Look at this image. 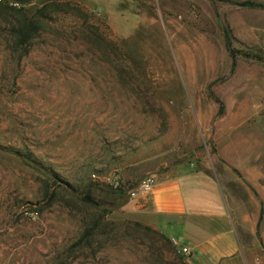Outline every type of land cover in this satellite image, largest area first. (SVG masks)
Wrapping results in <instances>:
<instances>
[{"label": "rangeland", "instance_id": "rangeland-1", "mask_svg": "<svg viewBox=\"0 0 264 264\" xmlns=\"http://www.w3.org/2000/svg\"><path fill=\"white\" fill-rule=\"evenodd\" d=\"M50 1L20 47L13 27ZM252 54L264 0H0V264H195L112 187L179 172L217 181L264 253Z\"/></svg>", "mask_w": 264, "mask_h": 264}, {"label": "crops", "instance_id": "crops-1", "mask_svg": "<svg viewBox=\"0 0 264 264\" xmlns=\"http://www.w3.org/2000/svg\"><path fill=\"white\" fill-rule=\"evenodd\" d=\"M157 179L143 196L155 228L193 251L195 264H264L259 240L241 237L238 222L221 186L203 173H178ZM143 206V205H141ZM254 237L256 231L251 230ZM179 245V243H178Z\"/></svg>", "mask_w": 264, "mask_h": 264}, {"label": "trees", "instance_id": "trees-1", "mask_svg": "<svg viewBox=\"0 0 264 264\" xmlns=\"http://www.w3.org/2000/svg\"><path fill=\"white\" fill-rule=\"evenodd\" d=\"M211 1L216 2V1H223V0H211ZM52 7L53 8L56 7V2L50 1L49 3L45 4L41 9L37 11V13L34 16H29L27 12L25 13L23 12L24 16H23L22 21L18 24V26H14L12 30L14 36L17 37V40H18L17 44H19L20 47H22L24 43L29 41V39L32 37L31 36L32 34L37 32V29H38V22L36 21L37 16L45 14V12L49 8H52ZM224 33H225V42H226L227 50L230 56L235 58L238 55V51L233 48V38H232L231 32L228 29H225ZM250 58H255L259 61L264 62V56L252 54L250 55ZM262 218H263V209L261 210L260 218L257 224V235L259 239H260V234H259L258 229L260 227ZM90 235L91 233L87 234V236H90ZM161 236L163 239H166V240L168 238L164 234H161ZM260 242H261V245L263 246L262 240H260ZM182 257H180V260H183Z\"/></svg>", "mask_w": 264, "mask_h": 264}, {"label": "built area", "instance_id": "built-area-1", "mask_svg": "<svg viewBox=\"0 0 264 264\" xmlns=\"http://www.w3.org/2000/svg\"><path fill=\"white\" fill-rule=\"evenodd\" d=\"M157 186V179L154 176H148L145 179H143L141 182H139L136 186L130 188L129 186H126L125 184L121 183L118 180H115L112 183V187L115 190L119 191H125L129 194V196L133 199L139 198L141 196H146L153 192V190ZM176 247H178V251L181 255L186 257H191L193 255V251L190 247L184 246L181 247L178 245L176 241L173 242Z\"/></svg>", "mask_w": 264, "mask_h": 264}]
</instances>
